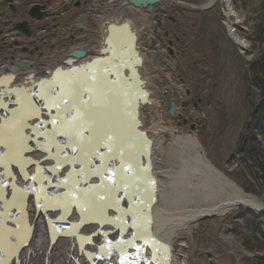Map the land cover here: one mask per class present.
<instances>
[{
    "label": "bare ground",
    "instance_id": "6f19581e",
    "mask_svg": "<svg viewBox=\"0 0 264 264\" xmlns=\"http://www.w3.org/2000/svg\"><path fill=\"white\" fill-rule=\"evenodd\" d=\"M124 1L112 0L108 5L98 7L100 9V18L96 24L97 35H100V40L97 38L98 40L94 42V39L91 41L81 39L80 46L86 49L88 56H90V53L95 54L101 47L103 29L106 23H111L115 20L132 22L139 38L140 52L144 58L141 71L143 80L146 82L145 87L152 93L154 86L163 95L162 77H167L169 86L174 87L173 68L168 62L170 59L167 54L163 55L160 52L162 59L157 60L155 58L157 47L153 49L149 47V44L145 47V42L148 38L157 41L159 30L154 18L157 16L160 19L161 13L156 11L155 7H153V12L151 13L147 10L137 12L139 10H135L130 6L121 8L120 5ZM214 2L215 0H209V6ZM222 3L225 8L224 17L229 36L241 49H246V44L240 41L232 31V20L236 18L233 0H222ZM171 4L172 0H164L160 6L165 8ZM130 11H136L142 16L144 19L142 28H137L136 21L129 17L128 12ZM159 41L162 42V39ZM72 51L74 50L70 52ZM58 67L67 68L66 65ZM56 68H50V73L46 76L41 73L40 67L31 69L27 67L18 74L15 80L8 83V89L13 87L31 89L33 85H36L41 80L48 79ZM2 71L0 69V75L3 74ZM29 75L31 77L26 78ZM70 86H72V83H70ZM5 93L8 95L7 91ZM175 93L177 97H173V100L175 101V116L178 117L181 115V110L176 105V100L181 92L177 88ZM67 94L71 96L70 93H64L65 96ZM23 99L24 97H18L16 102L14 98H6L4 101L3 99L0 100V125L2 120L4 122L8 118L10 119L7 122L11 120V111H14L17 105L24 104L18 102L24 101ZM72 103L71 97L69 100L64 99L63 102L56 105L54 111H56L57 115L61 114L71 107ZM25 107L24 105V109ZM161 115L163 113L158 103L153 100L152 93L149 104L141 108V119L143 130L148 132V135L153 140V151L156 144L160 143V139L167 132L162 127L161 121H158L159 117L157 116ZM151 116L152 119H150ZM81 118L84 122L76 119L73 125L70 123L71 127L66 131L57 130L52 132L54 135L47 132L41 136L40 144L38 145L40 150L54 149L55 157L57 153H65L64 158L57 156L55 159H49L54 161L55 165L50 169V172L46 170L48 162L45 160H41L39 164V167L42 166L43 172L37 174V169L34 168L32 170L27 161L23 162V164L22 161H19L14 164L15 171L11 172V176L8 178L6 175L4 176L3 181H5L6 186L3 184V190L0 189V264H7L15 255L17 256L18 264H119L120 259L124 255V249L129 245L131 238L136 239L139 237V228L145 226L144 203L141 205L139 199L137 200L135 194L131 192L132 190L128 189L131 179L126 178L125 174L118 176L116 181L111 179L110 185L104 182L100 184L103 177L101 172L106 169V165L102 163L97 166V162L94 161L93 157V160H91L87 156L91 155L93 150H98L97 144L103 138L104 130L98 126L99 120L94 114L80 116L79 119ZM14 119V123L20 122L18 119ZM78 123L84 124V127L80 130H76ZM147 123H149V126H147ZM8 127L0 130V139L3 137L1 134L7 133L4 136L5 138L8 136V132H10V127ZM81 138H83L84 143L80 145L78 142H82ZM17 139L16 137V141ZM175 139L180 145V151L183 150L182 147L184 146L192 152L193 156L190 159L193 162V169L199 170V172L202 169V172L206 173V175L218 179L222 183L224 191H226V197L219 199L215 203L211 202L210 205H206L204 208L190 209L187 204L191 203V200L181 203L175 199L176 196L172 195L176 191L178 181L184 176L187 169H185L187 161L182 157L178 171H167L158 174L153 168V176L157 187L156 203L151 210V229L157 238L172 246L178 233L188 230L200 217L207 215L224 217L236 208H244L253 215L264 212V203L244 193L207 164L202 155V149L192 133ZM28 145L31 147L30 141L27 143ZM13 146L18 149L16 144L13 145L10 142L9 148ZM4 150H7L8 153L7 147H4ZM7 153L6 157H10ZM66 156H71L73 162L67 160ZM70 163L73 166L72 170L70 169ZM0 165H4V160H0ZM26 166L27 170H25ZM19 172L23 175H19ZM32 173H34L33 177L35 180L27 186L28 178ZM158 175L165 177L169 181L168 187L169 189H174L173 192L166 191L167 185L158 179ZM9 183L13 184L10 189L7 188ZM93 183H97L99 186L90 188L89 185ZM121 192L123 201L130 203L135 208H140V214L137 213V210L127 216L124 214V208L118 205L117 200ZM25 203H27V229L25 228V217L23 215ZM231 205H236V207L231 210L229 208ZM37 208L40 212L39 215H37ZM8 219H11V221L7 224ZM58 219L67 222L61 231L58 229L54 230ZM14 220L19 223L17 224ZM119 237L122 243L118 240ZM18 243H24L25 245L24 250L19 253L16 252ZM138 258L135 264H144V260L150 258L149 251L146 249L144 254ZM173 261L174 264H179L175 257ZM181 264H186V262Z\"/></svg>",
    "mask_w": 264,
    "mask_h": 264
},
{
    "label": "rangeland",
    "instance_id": "374dc122",
    "mask_svg": "<svg viewBox=\"0 0 264 264\" xmlns=\"http://www.w3.org/2000/svg\"><path fill=\"white\" fill-rule=\"evenodd\" d=\"M174 1L177 5H167L162 14L163 26H157V40L162 39V42L158 41V46H170L173 50L174 56L168 62L173 68L175 81L174 87H170L167 77H162L163 95L156 87L153 86L152 89L153 100L163 113L157 116L158 121L167 130L160 143L154 147V171L158 174L178 171L183 157L187 161V169L178 181L176 191L169 189V181L165 177L158 175V179L167 185V192L174 191L172 195L176 196L177 201L184 203L191 200L193 204H187L190 209L204 208L211 202L215 203L226 197V191L218 179L206 175L202 169L200 172L193 169L190 159L192 152L184 146L180 151L175 138L192 133L209 164L241 189L231 180L230 174L238 170L235 149L249 114L245 68L252 63L255 53L246 35L252 20L248 19L247 13L236 9L233 0L236 18L232 20V31L246 44L247 48L242 50L228 34L222 0H215L211 7L209 0ZM174 10H179L180 13H175ZM137 12L130 11L128 15L136 21L137 28H142L144 19ZM169 19H173L172 25L176 24L177 27L180 25L179 21H183L185 28V36L181 38L180 33L176 32L174 42L167 34ZM77 46L70 44L68 47L72 50ZM177 88L181 93L176 105L181 110V115L170 117L168 112L173 100L172 93ZM186 91L189 92L188 96ZM185 100L189 101V105L186 109H181L180 102ZM183 119L186 124H183ZM192 124L195 125L194 131L190 130ZM256 199L264 203V198ZM241 212H244L242 208H236L227 216L197 221L188 230L178 233L172 243L177 263L244 264L249 257L235 240L231 224L233 216Z\"/></svg>",
    "mask_w": 264,
    "mask_h": 264
},
{
    "label": "water",
    "instance_id": "95a60500",
    "mask_svg": "<svg viewBox=\"0 0 264 264\" xmlns=\"http://www.w3.org/2000/svg\"><path fill=\"white\" fill-rule=\"evenodd\" d=\"M163 2L164 0H125L120 7L130 6L135 10H147L151 13L153 12V7ZM174 5H177V3L172 0L171 6ZM158 11L163 13L164 8L159 6ZM158 25L161 26V21H158ZM138 44L139 38L132 22L115 20L111 23H106L104 26L101 47L96 52L95 57L89 58L84 51L74 50L69 54V59L65 62L67 68H56L48 79L41 80L36 85H33L31 89H22L20 87L8 89V83L14 80V77H0V88L3 87L0 89V100L3 99L4 101L6 98H14L16 102L18 97H24V101H18L24 103L22 104L23 106L17 105L16 109L11 111V120L9 122L7 121L10 118L6 122L2 120L1 125L15 129L16 124H25V126H22L24 128L23 131L28 130L27 128L29 127V129L32 128L30 130L33 132L28 133L29 131H26L28 137L30 134H36L38 138L43 133L48 132L51 134L57 130L66 131L71 127L70 123L73 125L74 120L78 119L82 122L83 119H79L80 116L91 114L97 116L99 120L98 126L104 130L103 138L97 144L98 150H93L92 154L87 157L91 158V160L94 159L97 162V166L102 163L106 165V169L101 172L103 177L100 184L104 182L110 185L111 179L116 181L118 176L125 174L126 178L131 179L128 189L132 190L131 192L135 194L137 200L139 199L141 205L144 203L145 226L139 228V237L136 239L131 238L129 245L124 249L126 264H135L136 260L139 259L138 257L143 255L146 249L150 253V258H146L144 264H174L171 244L161 241L153 234L151 229V210L156 203L157 185L153 176V140L148 135V132L143 130L141 108L149 104L152 93L145 87L146 82L142 77L141 69L144 58ZM155 44V41L151 42V46H155ZM167 52L168 57L173 56V51L170 47L167 48ZM155 58L161 60L162 55L157 52L155 53ZM83 59L85 60L83 61ZM70 83H72V86H70ZM6 91L8 95H6ZM64 93H70L71 96L68 94L65 96ZM185 93L187 96L189 95L188 91ZM176 95L174 93L173 97H177ZM70 97L73 102L72 106L57 115L56 111H54L56 105L63 102L64 99L69 100ZM188 105L189 101H184L180 104V108L186 109ZM45 107L48 109L45 110ZM164 107L166 108V106ZM20 109H24V112ZM168 114L170 117L175 116L174 100L170 105ZM14 118L20 122L14 123ZM32 120L33 123L29 126V122ZM35 120L37 121L35 122ZM182 122L186 124L185 119ZM83 127V123H78L76 130H80ZM194 129L195 125L192 124L190 130L194 131ZM81 139L82 142H78L80 145L84 143L83 138ZM51 151L54 152V149L49 148L46 154L51 156L53 154ZM57 156L64 158L65 153H57ZM53 157L54 159L56 158L55 155ZM50 158L47 159L48 162H51ZM37 159H42V156L38 155ZM66 159L73 162L71 156H66ZM8 162L9 160L7 159L4 161V165L0 167L5 168V164ZM207 164L214 169L208 161ZM70 165L72 170V163ZM34 180V178H29L27 186ZM93 184L89 185V187L99 186L97 183ZM232 184L235 185L234 183ZM117 200L118 205L124 208L126 216L130 215L134 210H137V213L140 214V208H135L130 203L123 201L122 192ZM26 204L23 207L25 228L28 226ZM235 207L236 205L229 206L231 210ZM242 209L247 215L254 218L264 217V212L253 215L244 208ZM39 213L37 208V215ZM214 217V215H207L198 218L197 221ZM10 221L11 219H8L7 224ZM14 221L17 224L19 223L17 220ZM66 224V221L58 219L54 230L58 228L61 231ZM118 240L122 243L120 237ZM24 248V243H18L16 252L19 253ZM7 264H18L17 256L15 255Z\"/></svg>",
    "mask_w": 264,
    "mask_h": 264
},
{
    "label": "flooded vegetation",
    "instance_id": "af4514ba",
    "mask_svg": "<svg viewBox=\"0 0 264 264\" xmlns=\"http://www.w3.org/2000/svg\"><path fill=\"white\" fill-rule=\"evenodd\" d=\"M111 1L0 0V69L3 70L0 77H14L15 80L18 74L27 67L30 69L40 67L41 73L48 76L50 68H58L60 65L65 66V62L69 59L71 53L68 47L70 44L78 45L72 50H82L87 54V57H95L96 53H90V56H88L86 49L80 46V40L91 41L94 39V42H96L100 38V35H97L96 24L100 18L98 7L108 5ZM113 4L115 6L114 1ZM55 48L59 50H54ZM30 77L31 75L26 78ZM31 123H33V120L29 123V126ZM21 124H16L15 129L0 125V130L6 127L10 129L8 136L5 138L4 136L7 133L1 134L3 137L0 139V160H9L5 168L0 167L1 190L5 185L4 176L6 175L7 178L11 176V172L15 171L14 164L18 161L21 160L22 163L27 161L32 170L37 169V174L43 172L42 166L39 168L41 160L48 162L47 159L50 158V156H46V153H48L46 149L40 150L38 148L41 137L37 138L36 134H30L28 137L26 131L33 133L30 130L32 128L29 129L28 127V130L23 131L22 126H25V124ZM16 137L18 138L17 141ZM29 141L31 147L30 145L27 146ZM10 142L17 146L20 143V145L26 146L27 149L22 153L15 146L9 148ZM4 147L8 148V153L7 150H4ZM6 153L10 157H6ZM38 155L42 156V159H37ZM47 166L46 170L49 171L52 166L49 163ZM26 168L27 166L25 170ZM21 172H19V175ZM33 175L34 173L31 176ZM11 185L13 184L9 183L7 188L10 189Z\"/></svg>",
    "mask_w": 264,
    "mask_h": 264
},
{
    "label": "trees",
    "instance_id": "16d2710c",
    "mask_svg": "<svg viewBox=\"0 0 264 264\" xmlns=\"http://www.w3.org/2000/svg\"><path fill=\"white\" fill-rule=\"evenodd\" d=\"M235 7L244 11L249 25L247 38L251 43L255 58L245 68L247 86L246 102L249 114L242 133L239 135L235 155L238 170L230 174L245 193L259 199L264 198V0H234ZM180 13L179 10H174ZM173 12V14H175ZM191 14V13H190ZM176 20V19H175ZM177 21V20H176ZM167 34L175 40L176 32L183 35V21L177 27L169 19ZM192 25V20L189 21ZM181 26V27H180ZM181 31H179V30ZM177 38V37H176ZM180 40V39H179ZM177 44V42L175 41ZM175 44V45H176ZM178 45V44H177ZM251 96V98H250ZM232 232L240 248L249 257L244 264H264V217L254 218L244 212L233 216Z\"/></svg>",
    "mask_w": 264,
    "mask_h": 264
},
{
    "label": "built area",
    "instance_id": "2783aa9c",
    "mask_svg": "<svg viewBox=\"0 0 264 264\" xmlns=\"http://www.w3.org/2000/svg\"><path fill=\"white\" fill-rule=\"evenodd\" d=\"M150 40H152L151 38L150 39H147L146 40V47L148 46V44H150ZM242 50H245V49H242ZM156 51H159V52H162V53H165V49L164 48H160V46L157 45V50Z\"/></svg>",
    "mask_w": 264,
    "mask_h": 264
},
{
    "label": "snow or ice",
    "instance_id": "6c2138e0",
    "mask_svg": "<svg viewBox=\"0 0 264 264\" xmlns=\"http://www.w3.org/2000/svg\"><path fill=\"white\" fill-rule=\"evenodd\" d=\"M53 123H55V121H53ZM0 166H2V165H0ZM6 186V185H5Z\"/></svg>",
    "mask_w": 264,
    "mask_h": 264
}]
</instances>
